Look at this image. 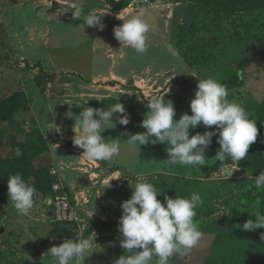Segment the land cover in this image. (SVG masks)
Returning a JSON list of instances; mask_svg holds the SVG:
<instances>
[{"label":"rangeland","instance_id":"rangeland-1","mask_svg":"<svg viewBox=\"0 0 264 264\" xmlns=\"http://www.w3.org/2000/svg\"><path fill=\"white\" fill-rule=\"evenodd\" d=\"M77 3L85 14L104 13L102 31L72 18ZM111 9L105 0H0V102L17 91L25 92L20 106L8 105L10 119L0 121L2 141L10 145L15 136L27 138L37 151L44 147L42 137L50 145L47 133L65 139L70 145H62L72 148L66 153L73 151L76 164H57L51 151L50 163L38 157L34 165L56 170L81 216L76 223L56 221L50 193L36 194L30 215L21 216L7 192L1 194L0 214L7 215V220L5 232H0V264H57L44 255L50 247L65 239L88 237L92 231L97 235L86 259L70 264H113L125 254L118 232L120 205L130 198L136 182L154 184L162 193L157 197L161 202L165 195L189 198L197 193L201 197L194 221L203 236L187 257H170L168 264H206L217 234L242 230L248 219L255 220L252 214L264 211V190L254 186L264 165L251 164L255 158L264 161V151L252 158L249 149L238 163L219 162L215 155L220 145L213 136L206 166L197 169L167 165L166 144L139 148L126 142L129 135L145 131L139 125L153 96L173 101L174 119L191 115L197 79L209 76L222 83L239 75L238 84L227 86L228 99L252 115L264 100V8L226 14L198 3L135 0L119 14ZM141 13L152 26L143 54L121 45L113 35V28L122 24L117 16L127 19ZM49 100L56 115L47 116L44 111L41 126L32 105L41 112ZM117 102L124 104L130 123L120 125L114 115L115 126L106 125L110 129L102 135L121 139L119 155L108 161L86 159L83 149L72 143L75 120L67 113L78 115L83 107L108 109ZM47 119L53 127L50 132L42 130ZM206 130L215 126L206 129L201 123L189 132ZM66 153L59 150L58 156L72 160ZM224 168L234 171L230 178ZM156 260L153 256L151 264Z\"/></svg>","mask_w":264,"mask_h":264},{"label":"clouds","instance_id":"clouds-1","mask_svg":"<svg viewBox=\"0 0 264 264\" xmlns=\"http://www.w3.org/2000/svg\"><path fill=\"white\" fill-rule=\"evenodd\" d=\"M71 12L72 18L82 20L84 27L100 31L105 27L101 19L104 13L89 11L85 14L79 3ZM117 18L122 20V24L113 28L114 38L137 53H145L148 50L147 33L152 26L144 15L141 13L127 19ZM197 81V90L190 100L191 115L184 113L176 120L173 101L165 100L164 96H153L147 101L148 111L139 125L145 131L129 135L126 142L139 148L149 143L166 144L167 165L200 169L206 166V150L212 143V137L216 136L220 145L215 155L217 161L230 159L238 163L244 160L250 145L256 142L259 134L256 120L251 118L245 107L228 99L229 90L225 84L211 76ZM67 115L75 120L72 143L83 149L82 155L86 159L108 161L119 155L121 139H105L102 133L110 129L106 125L115 126L114 115L116 123L124 126L130 123V115L124 104L117 102L108 109L83 107L78 115L72 112ZM201 123L206 129L215 126V130L190 135V128L195 129ZM14 154L19 158L23 152L17 147ZM222 170L228 178L234 172L227 168ZM254 186L258 191L264 190V171L254 178ZM132 189L130 198L120 205L122 214L118 223V232L122 237L120 247L125 254L115 259L113 264H151L153 256L157 257L156 264H168L170 257H187L203 236L194 221L195 209L202 203L199 194L192 193L189 198L165 195L161 202L157 197L162 193L150 182H136ZM35 193V186L20 173L9 175L7 194L19 215H30L35 204ZM251 216L255 220L250 218L243 223V230L264 228V213L256 212ZM6 220L7 215L0 214V225H5ZM96 235L92 231L88 237L65 239L58 246L50 247L44 255L51 256L57 264L84 261L95 243ZM260 235L264 240V233Z\"/></svg>","mask_w":264,"mask_h":264},{"label":"trees","instance_id":"trees-1","mask_svg":"<svg viewBox=\"0 0 264 264\" xmlns=\"http://www.w3.org/2000/svg\"><path fill=\"white\" fill-rule=\"evenodd\" d=\"M114 12H120L128 8L135 0H105ZM151 2L157 0H148ZM177 3H198L210 6L216 11L226 14H235L264 8V0H173ZM238 76V77H237ZM230 81L222 82L226 86H234L239 83L240 76L237 75ZM25 92L20 90L14 95H9L0 102V121L9 120L8 105L17 104L24 99ZM27 106V101H24ZM251 118L256 120L259 134L255 143L250 145L253 157L264 151V100L257 107ZM34 134V133H31ZM44 147L38 148L29 139H20L15 136L10 145H4L0 135V195L7 192V179L9 175L20 173L22 177L35 186L36 194L50 193L52 195V184L54 178L50 173L49 165H34L36 158L47 159L51 162V147L44 138ZM19 147L23 155L17 158L14 150ZM262 158H264L262 156ZM228 160V159H227ZM227 160L225 162H227ZM251 164L264 165L261 159H253ZM34 195V197H35ZM264 213V211H263ZM264 228L255 231L239 230L233 232H222L216 235L212 251L206 260V264H264V240L261 239Z\"/></svg>","mask_w":264,"mask_h":264},{"label":"built area","instance_id":"built-area-1","mask_svg":"<svg viewBox=\"0 0 264 264\" xmlns=\"http://www.w3.org/2000/svg\"><path fill=\"white\" fill-rule=\"evenodd\" d=\"M54 178L50 204L53 218L61 223H76L80 221V212L74 203V198L61 179L57 177L55 169L50 170Z\"/></svg>","mask_w":264,"mask_h":264},{"label":"crops","instance_id":"crops-1","mask_svg":"<svg viewBox=\"0 0 264 264\" xmlns=\"http://www.w3.org/2000/svg\"><path fill=\"white\" fill-rule=\"evenodd\" d=\"M127 9V8H126ZM123 10H125V9H123ZM123 10H121V11H123ZM112 13H116V14H119L120 12H114L112 9L110 10ZM53 103H51V101L49 100L44 106H43V108H42V110H41V112L40 111H36V109H35V105H34V103H33V105H32V110L34 111V113H35V115H36V117L38 118V120H39V123H41V126H43L42 124L44 123V119H45V114L47 113V116L49 115L50 116V114L51 113H54L55 115H56V112H55V108L53 109ZM44 111H45V114H44ZM47 121H48V119H47ZM49 123V121L47 122V125H44V127L42 128V130H44L45 132L46 131H49L50 132V129H52L53 127L52 126H50V123ZM46 124V123H45ZM74 127V126H73ZM44 128H46V129H48V130H46V129H44ZM55 129V128H54ZM45 136H46V138L50 141V146H51V151H52V153H53V155H54V159H55V161H56V163L57 164H59V165H61V164H70V165H74V164H76L77 163V160L74 158V156H73V151L72 152H69V153H66V150H70L71 151V147H69V146H63L62 144L63 143H65L66 145H68L69 143H67V141L64 139H60L59 137H57V135H54L53 133L52 134H45ZM70 140V139H69ZM70 145V144H69ZM70 148V149H68V148ZM62 151V152H64V153H66V154H68V155H71L73 158H72V160H70V161H65V160H63L60 156H58V151ZM75 150H79V149H77V148H75ZM64 178H65V175H64ZM67 178V177H66ZM70 180V182H72L71 181V179H69Z\"/></svg>","mask_w":264,"mask_h":264},{"label":"water","instance_id":"water-1","mask_svg":"<svg viewBox=\"0 0 264 264\" xmlns=\"http://www.w3.org/2000/svg\"><path fill=\"white\" fill-rule=\"evenodd\" d=\"M130 128L133 129V130H136L137 129L136 125H134L132 123L130 124ZM5 229H6V226L5 225H2V228H1L0 232L1 233H4L5 232Z\"/></svg>","mask_w":264,"mask_h":264}]
</instances>
